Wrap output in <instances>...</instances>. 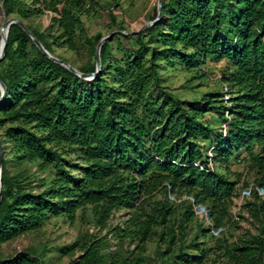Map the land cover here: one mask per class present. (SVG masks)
<instances>
[{"label":"trees","instance_id":"trees-1","mask_svg":"<svg viewBox=\"0 0 264 264\" xmlns=\"http://www.w3.org/2000/svg\"><path fill=\"white\" fill-rule=\"evenodd\" d=\"M0 1L7 16L15 13L23 22L29 12L51 11L52 25L61 30L57 36L24 23L54 56L57 42L75 50L74 31H84L75 7L81 0H32V6ZM116 6L117 0L109 10L112 22ZM161 7L158 23L137 34H117L124 64L112 61L110 43H103L102 69L87 82L93 90L79 94L76 89L86 80L50 60L20 26H10L0 60L6 64L0 70L6 85L0 138L4 154L8 149L10 155L2 164L0 244L41 228L52 217L64 215L73 223L77 210L86 207L103 229L113 212L125 209L123 225L111 231L118 240L136 243V254L119 261L104 252V237L84 247L77 264H143L146 243L154 236L164 246L155 251L158 264H205L208 249L199 236L185 244L187 224L198 217L192 199L207 210L215 229L237 223L247 210L257 220V232L231 244L219 237L225 264H264V195L254 191L234 220L237 181L227 167L232 156L243 153L238 161H248L253 182L264 190V0H161ZM209 57L228 61L220 72L226 100L215 91L203 94L202 101L184 102L161 84L160 71L166 67L206 77L202 64ZM79 70L94 72L95 64ZM151 86L158 89L157 97L149 93ZM210 149L213 170L206 171ZM197 161L204 170L193 165ZM25 162L48 173L41 179L42 190L29 187L21 172L11 173V166ZM202 223L196 225L201 237L212 238L210 225ZM6 264L35 260L20 252Z\"/></svg>","mask_w":264,"mask_h":264},{"label":"rangeland","instance_id":"rangeland-1","mask_svg":"<svg viewBox=\"0 0 264 264\" xmlns=\"http://www.w3.org/2000/svg\"><path fill=\"white\" fill-rule=\"evenodd\" d=\"M115 0H81L75 7L83 22L84 31L76 29L74 31L75 50L68 49L66 46L58 45V42L52 45L55 56L58 55L66 59L72 66L80 69L95 64V48L97 44V36H106L117 30L136 31L141 29L151 18L155 17L157 13V0H117L118 6L114 7V14L116 20L112 22L109 15L110 8ZM24 4L32 6V0H23ZM51 11L46 10L41 14H36L34 11L29 12V15L24 20L32 28L45 31L50 36H57L61 33L55 25L51 23ZM15 17V13L9 15ZM3 21V12L0 1V24ZM100 37V38H101ZM92 41V44L90 43ZM123 43L128 41L122 39ZM111 48V60L124 64L125 54L119 49L117 34L107 39ZM228 64L226 59L216 60L212 57L206 59L202 67L207 70L206 77H193L192 72H187L183 69H169L165 68L160 71L161 84L168 92L178 97L181 100L191 102L194 98L202 101V95L208 92L220 91L223 93L225 100L229 97L227 94V86L220 83V72ZM6 64L0 65V70H5ZM211 77L212 79H209ZM86 82H80L76 89V94L80 91H92V86ZM149 93L152 97H157L159 91L154 86L149 88ZM227 106L228 102L225 101ZM214 121H216L214 119ZM213 121V122H214ZM216 126V125H215ZM218 128V127H216ZM217 130V129H216ZM2 129H0V133ZM200 143L203 141L199 140ZM207 143L205 144V146ZM216 152H218L216 150ZM214 155V152H213ZM4 156L10 160L9 150L5 149ZM235 154L230 158L227 167L229 168V177L237 181V194L254 180V173L248 167V161L240 159L244 156L235 158ZM220 163L215 162V167H219ZM223 166V165H222ZM222 169V167H221ZM11 173L21 172L23 176H27V180L34 191L42 190L41 179H48V173L38 170L34 162H25L20 165H13L10 167ZM162 194H157L156 199H159ZM174 198L170 195L168 199L171 201ZM185 198V197H184ZM237 196L233 198L231 207V214L234 212L236 206L234 202ZM177 200L176 203H178ZM200 206V205H199ZM202 206H200V210ZM182 208L177 211L176 218L180 219V212ZM194 211V210H193ZM196 214V213H195ZM187 224V235L185 237V244H189L193 240L194 235L199 236L201 246L208 249L205 264H225L226 258L223 256V244L218 239L225 238L228 243L238 242L239 240H248L257 232V220L252 218L247 210L243 209L241 218L231 226L222 227L223 234H217L214 230H210L213 235L201 237L202 232L197 223L202 218L201 214L197 215ZM127 218V211L125 209L113 212L110 217L107 227L100 229L94 222L93 214L90 207L85 209H78L73 223H71L64 215L50 218L45 224L37 229L25 232L14 239L0 244V264L10 262L18 253L25 252L35 260V264H39L41 257L43 264H77L79 256L83 253V248L90 242L99 238H104L108 245L103 248L106 254L112 253L121 261L129 252L136 254V243L130 242L129 239L123 241L114 237L111 228L119 225L122 226ZM208 222L207 217L204 218L203 227ZM205 225V226H204ZM160 230V229H158ZM76 244V245H73ZM157 246L161 250L164 246L159 242L158 237L154 236L146 243V250L142 254L145 258L143 264H158V259L155 256ZM198 250L188 248V252L196 253ZM131 258V257H130ZM106 261H109L107 259Z\"/></svg>","mask_w":264,"mask_h":264},{"label":"water","instance_id":"water-1","mask_svg":"<svg viewBox=\"0 0 264 264\" xmlns=\"http://www.w3.org/2000/svg\"><path fill=\"white\" fill-rule=\"evenodd\" d=\"M1 9L3 12V21L0 24V34L2 30H6L7 34L4 36V42L3 45L0 49V60L3 59L4 54H5V47H6V41H7V35L8 31L11 25L17 24L22 28V30L28 35V37L31 39L33 44L43 53L45 54L50 60L62 65L66 69H68L70 72H72L76 77L80 78L81 80H92L95 78L101 71L102 69V64H101V58H100V50L101 46L103 45L104 42L107 41L111 36L115 34H137L140 33L142 30L145 28L152 26L156 23H158L161 18H162V7H161V0H157V14L156 17L153 20L148 21L141 29L136 30V31H125V30H117L109 35L103 36L99 39L98 43L96 44L95 47V71L90 72V73H84L81 72L78 68L72 66L70 63L64 61L61 58H58L51 54L44 46L43 44L34 36V34L27 28L25 23L20 20L17 17H9L6 15L4 9H3V1H1ZM6 97V85L5 83L1 80L0 78V104L4 101ZM3 157H4V149L1 143V138H0V203H1V191H2V185H1V173H2V164H3Z\"/></svg>","mask_w":264,"mask_h":264},{"label":"built area","instance_id":"built-area-1","mask_svg":"<svg viewBox=\"0 0 264 264\" xmlns=\"http://www.w3.org/2000/svg\"><path fill=\"white\" fill-rule=\"evenodd\" d=\"M209 79H212V78L209 77ZM220 130H222L223 134H225L226 131H227V125L223 124L222 128ZM207 155H208V161H207L208 163L205 166V168H206L205 170L206 171H212L213 170L212 158L214 157L213 149L208 150ZM193 165L198 167L201 170H204V165L201 162H199V161L194 162ZM254 191H256L260 195H264V190H261L260 188H258V186L253 181L250 184H248L245 188H243L240 191V193L237 195V198L235 199V202H234V206H236V207L234 209V212H232L234 220H238V214H239V212L241 210L242 205L244 204V202L246 200H248V199H250L252 197V194H253ZM172 200H175V199L173 198ZM191 203H192V208H193L194 212L197 215L201 214L202 218L207 217V219H208L207 224L210 225V227H211L210 229L211 230H214V232H216L217 234H219L221 231L224 230L223 228L215 229L212 226V224L210 223L209 217H208L207 210L204 207H202L203 209L201 208L202 210H200V206L199 205H195L193 203L192 199H191Z\"/></svg>","mask_w":264,"mask_h":264},{"label":"bare ground","instance_id":"bare-ground-1","mask_svg":"<svg viewBox=\"0 0 264 264\" xmlns=\"http://www.w3.org/2000/svg\"><path fill=\"white\" fill-rule=\"evenodd\" d=\"M7 34L6 30H2L1 34H0V49L3 45L4 42V36Z\"/></svg>","mask_w":264,"mask_h":264}]
</instances>
